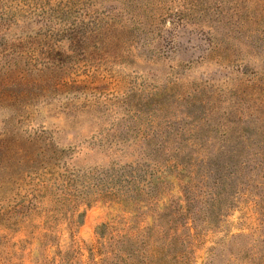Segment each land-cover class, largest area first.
Segmentation results:
<instances>
[{
	"label": "rangeland",
	"instance_id": "374dc122",
	"mask_svg": "<svg viewBox=\"0 0 264 264\" xmlns=\"http://www.w3.org/2000/svg\"><path fill=\"white\" fill-rule=\"evenodd\" d=\"M119 246L264 264V0H0V264Z\"/></svg>",
	"mask_w": 264,
	"mask_h": 264
},
{
	"label": "trees",
	"instance_id": "16d2710c",
	"mask_svg": "<svg viewBox=\"0 0 264 264\" xmlns=\"http://www.w3.org/2000/svg\"><path fill=\"white\" fill-rule=\"evenodd\" d=\"M152 228V227H151ZM138 237H133L132 236V241L133 242H135V240L137 239ZM133 246V245H132ZM119 247H121V246H119ZM119 250L122 252V253H124V255L125 256H123L126 260H127V262L126 263H124V264H132V260L133 259H135V257H136V255L134 254V252H132V258L130 257V255H129V253L127 252V248H124V247H121V248H119ZM132 251H134V249L132 248ZM110 255V254H109ZM108 258V262H106V263H104V264H107V263H111V264H120V261H116L115 260V258H113V256H108L107 257ZM106 258V259H107ZM235 258H236V256L234 255L233 256V260H235ZM105 259V260H106ZM151 259L152 260H154L153 262H156V258L155 257H153V256H151Z\"/></svg>",
	"mask_w": 264,
	"mask_h": 264
}]
</instances>
